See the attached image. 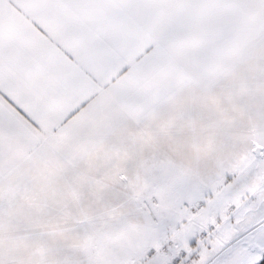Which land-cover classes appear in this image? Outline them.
Here are the masks:
<instances>
[{
	"label": "snow or ice",
	"instance_id": "1",
	"mask_svg": "<svg viewBox=\"0 0 264 264\" xmlns=\"http://www.w3.org/2000/svg\"><path fill=\"white\" fill-rule=\"evenodd\" d=\"M0 264H264V0H0Z\"/></svg>",
	"mask_w": 264,
	"mask_h": 264
}]
</instances>
